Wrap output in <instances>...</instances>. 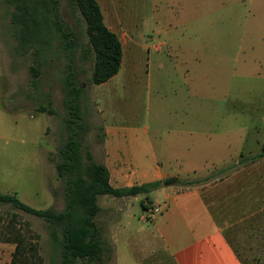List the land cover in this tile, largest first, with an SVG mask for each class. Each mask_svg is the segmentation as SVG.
<instances>
[{
  "label": "rangeland",
  "instance_id": "rangeland-1",
  "mask_svg": "<svg viewBox=\"0 0 264 264\" xmlns=\"http://www.w3.org/2000/svg\"><path fill=\"white\" fill-rule=\"evenodd\" d=\"M97 1L109 25L130 30L136 22L148 44V52H136L137 69H127L103 86L90 81L92 52L84 21L66 0H58L57 14L65 29L72 31L71 59L66 57L63 37L55 32L50 46L38 58L39 73L33 85L28 69L33 55L31 50H15L9 21L12 4L0 0V191H14L36 208L62 209L66 174L59 175L56 163L61 160L62 143L73 133L66 121L69 104H76L73 116L79 126L74 130L83 160L87 148L93 160L101 161L105 154L101 133L108 125L132 130L141 144H146L156 128L176 124L177 119L157 121L156 112L182 115L187 128L226 131L234 127L229 150L235 148L240 161L251 154L256 143H264V0ZM117 17L124 18L122 23ZM168 34L176 38L166 39ZM163 40H179L182 51H168L164 43L153 47ZM147 54L150 59L162 56L184 63L178 64V70L157 69L151 64L147 75ZM69 64L73 68L71 79ZM69 82L75 86L74 100ZM142 153L148 156L145 148ZM263 185L259 182L256 188L241 191L252 195L250 205L248 198L242 207L236 199L232 223L236 236L232 239L244 264H264ZM142 194L122 209L119 198L97 195L99 209L94 220L104 250L100 258L90 262L77 259L74 264H172L170 255L157 242L151 246L150 220L138 219L147 213L138 202V197L146 198ZM148 197L154 198L151 194ZM13 210L21 228L28 223L41 257L38 264H60V245L51 239L44 219L0 203V231ZM12 249V243L0 240V264H8ZM151 249L153 253L147 255Z\"/></svg>",
  "mask_w": 264,
  "mask_h": 264
},
{
  "label": "crops",
  "instance_id": "crops-1",
  "mask_svg": "<svg viewBox=\"0 0 264 264\" xmlns=\"http://www.w3.org/2000/svg\"><path fill=\"white\" fill-rule=\"evenodd\" d=\"M102 18L106 26L118 36L121 58L117 71L107 80L97 83L99 86L111 82L127 69H137L136 52L143 49L148 52L145 35L136 29V22L132 29L122 30L109 25L103 13ZM119 18L117 22L122 23L124 18ZM171 37L176 38L171 34L165 35L166 39ZM162 43L167 45L168 51L171 48L178 51L183 49L179 40L168 43L165 40L158 41L153 47L156 49ZM181 63H184L182 59L171 61L162 56L150 59L148 54L145 57L147 75L151 64L157 69L171 67L178 70V64ZM155 115L156 120L162 123L177 119L176 124L156 128L155 134L146 144H141L132 130L127 132L110 125L103 129L101 141L105 154L99 162L108 169L109 183L121 186L172 177L173 182L161 183L142 194L145 199L138 197L142 209L147 210L151 205L158 207V211L151 215L144 217L142 213L138 217L139 220H150L148 230L151 246L157 242L170 255L172 264H243L232 239L236 236L232 227L237 213L236 199L240 200L242 207L244 198H248L250 205L252 195L241 191L256 188L259 182L264 183V143H256V148L250 150L251 154L240 161L235 148L229 150L230 142L235 138L234 127H228L226 131L198 130L184 126L182 115L169 111L164 116L158 112ZM144 148L148 156L142 153ZM259 152L263 154L251 158ZM211 168L215 169L209 172ZM188 173H196L197 176H181ZM192 178L199 181L186 185L178 182ZM137 194L113 197L119 198L121 204L118 205L122 209L134 202ZM149 194L154 198L148 197ZM111 244L114 246L113 242ZM152 253L151 249L147 255ZM113 255L116 258L115 250Z\"/></svg>",
  "mask_w": 264,
  "mask_h": 264
},
{
  "label": "trees",
  "instance_id": "trees-1",
  "mask_svg": "<svg viewBox=\"0 0 264 264\" xmlns=\"http://www.w3.org/2000/svg\"><path fill=\"white\" fill-rule=\"evenodd\" d=\"M12 4L9 12L11 34L15 40V50L25 52L31 50L32 63L28 69L32 75L30 82L34 85L39 73L42 55L51 44L58 32L64 39L70 61L69 45L72 43V31L66 30L58 20V0H6ZM70 9L79 12L84 21V29L88 42V49L92 52L90 81L100 83L113 75L120 63L121 46L117 34L109 29L103 21L97 0H66ZM64 45V46H65ZM68 76L73 75L71 64L68 65ZM69 81V80H68ZM71 85V82H69ZM75 86H69L71 100L76 97ZM69 114H76V104H69ZM41 109L43 107L41 106ZM48 112H52L48 109ZM67 118L69 128L73 132L68 134L65 144V160L56 163L57 169L66 171L67 193L61 210L55 211L51 207L36 208L22 201L14 191H0V203H8L11 208L21 209L48 222L49 235L60 245V264H74L75 260L92 261L100 258L104 250V242L94 217L99 209L97 195L133 196L146 193L161 184V180H150L131 185L113 186L108 180V169L98 161L93 160L91 152L85 148L82 158L80 140L76 138L74 127L79 123ZM74 123V125H70ZM263 152L252 155L251 158L262 155ZM199 181L197 178L183 179L179 184H191ZM144 206V204H143ZM10 221L0 231V240L13 244L8 264H38L40 255L38 245L31 240L28 223L23 228L17 223V212L11 211ZM109 248V246H106ZM110 250V249H109ZM244 264V263H243Z\"/></svg>",
  "mask_w": 264,
  "mask_h": 264
},
{
  "label": "flooded vegetation",
  "instance_id": "flooded-vegetation-1",
  "mask_svg": "<svg viewBox=\"0 0 264 264\" xmlns=\"http://www.w3.org/2000/svg\"><path fill=\"white\" fill-rule=\"evenodd\" d=\"M69 79H71V77L69 78ZM71 110V108L70 107H67V109H66V112H67V115L68 116H71L70 114H69V111ZM72 117V119H73V121L74 122H76V117H74V116H71ZM72 125H74V124H72ZM65 144H64V142L62 143V146H61V148H60V151H59V156L61 157V160H60V162H62V161H64L65 160V155H64V152H65ZM56 170L59 172V175H64V174H66V171H65V169H57L56 168ZM67 180V177L65 176V181Z\"/></svg>",
  "mask_w": 264,
  "mask_h": 264
},
{
  "label": "built area",
  "instance_id": "built-area-1",
  "mask_svg": "<svg viewBox=\"0 0 264 264\" xmlns=\"http://www.w3.org/2000/svg\"><path fill=\"white\" fill-rule=\"evenodd\" d=\"M146 211H147V213L144 214V217H146L147 215H151L152 213L158 211V207H157V205L151 206Z\"/></svg>",
  "mask_w": 264,
  "mask_h": 264
},
{
  "label": "water",
  "instance_id": "water-1",
  "mask_svg": "<svg viewBox=\"0 0 264 264\" xmlns=\"http://www.w3.org/2000/svg\"><path fill=\"white\" fill-rule=\"evenodd\" d=\"M58 20H60V18L58 17ZM173 182V178L172 177H169V176H165L161 179V183L162 184H169Z\"/></svg>",
  "mask_w": 264,
  "mask_h": 264
}]
</instances>
